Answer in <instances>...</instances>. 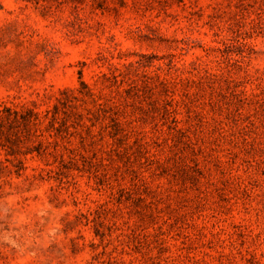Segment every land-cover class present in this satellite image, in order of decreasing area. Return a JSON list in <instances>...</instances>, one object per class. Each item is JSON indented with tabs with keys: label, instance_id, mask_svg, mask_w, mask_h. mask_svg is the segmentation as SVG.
I'll return each mask as SVG.
<instances>
[{
	"label": "rangeland",
	"instance_id": "1",
	"mask_svg": "<svg viewBox=\"0 0 264 264\" xmlns=\"http://www.w3.org/2000/svg\"><path fill=\"white\" fill-rule=\"evenodd\" d=\"M0 264H264V0H0Z\"/></svg>",
	"mask_w": 264,
	"mask_h": 264
}]
</instances>
